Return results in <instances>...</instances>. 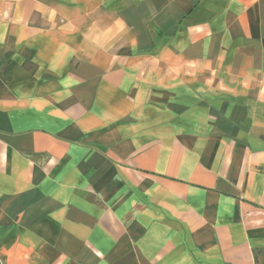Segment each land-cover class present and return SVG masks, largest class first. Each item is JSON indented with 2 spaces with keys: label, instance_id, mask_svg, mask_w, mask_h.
<instances>
[{
  "label": "crops",
  "instance_id": "0c3cea01",
  "mask_svg": "<svg viewBox=\"0 0 264 264\" xmlns=\"http://www.w3.org/2000/svg\"><path fill=\"white\" fill-rule=\"evenodd\" d=\"M3 264H264V0H0Z\"/></svg>",
  "mask_w": 264,
  "mask_h": 264
},
{
  "label": "built area",
  "instance_id": "2783aa9c",
  "mask_svg": "<svg viewBox=\"0 0 264 264\" xmlns=\"http://www.w3.org/2000/svg\"><path fill=\"white\" fill-rule=\"evenodd\" d=\"M0 264H3L2 260L0 259Z\"/></svg>",
  "mask_w": 264,
  "mask_h": 264
}]
</instances>
